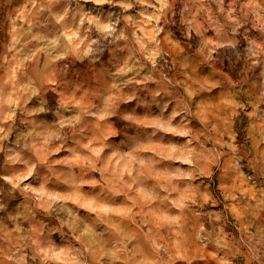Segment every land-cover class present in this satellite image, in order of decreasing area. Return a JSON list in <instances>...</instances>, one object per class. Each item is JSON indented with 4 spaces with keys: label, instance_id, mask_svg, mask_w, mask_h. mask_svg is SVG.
Returning a JSON list of instances; mask_svg holds the SVG:
<instances>
[{
    "label": "clouds",
    "instance_id": "9594fccd",
    "mask_svg": "<svg viewBox=\"0 0 264 264\" xmlns=\"http://www.w3.org/2000/svg\"><path fill=\"white\" fill-rule=\"evenodd\" d=\"M0 264H264V0H0Z\"/></svg>",
    "mask_w": 264,
    "mask_h": 264
}]
</instances>
